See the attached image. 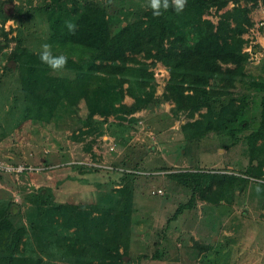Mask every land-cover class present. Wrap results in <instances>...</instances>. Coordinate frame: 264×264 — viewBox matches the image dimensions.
<instances>
[{"label":"trees","instance_id":"obj_1","mask_svg":"<svg viewBox=\"0 0 264 264\" xmlns=\"http://www.w3.org/2000/svg\"><path fill=\"white\" fill-rule=\"evenodd\" d=\"M3 2L0 46L9 39V28L4 30L2 24L11 16ZM122 2L40 0L30 5L45 16L46 40L53 54L67 55L68 63L63 74H58L40 61V51L24 46L15 37L6 58L17 69L21 116L56 123L60 120L59 107L74 112L70 137L81 141L90 135L82 149L88 151L91 161L98 162L90 150L93 138L104 134L123 145L130 131L139 126V116L134 112L171 100L172 112L182 111L185 117L179 123L183 141L217 134L221 143L227 139L236 142L242 134L247 153L243 176L218 171L224 168L166 172L178 180L182 190H190L189 198L196 192L207 202L219 203L234 180L248 182L251 178L264 185V53L257 61V73L252 74L244 70L248 52L243 49L247 42L243 33L253 24L249 13L259 4L264 6V0H187L183 12L177 14L169 8L159 17L147 7L148 0L134 7ZM211 9L215 20L206 16ZM117 15L121 19L112 27V16ZM69 20L77 25L74 33L65 26ZM253 46L258 49L259 44ZM156 61L167 70L159 94L155 93L156 83L149 68ZM124 95L132 100L124 102ZM250 101L258 110L253 125L247 117ZM82 157L81 152L72 159L75 161L66 158L51 165L42 153L38 166L24 161L40 167L37 170L0 168V183L8 188H16L9 179L11 175H42L55 167L80 174H105V182L117 185L97 201L55 200L52 187L73 177L67 171L51 184L24 192L23 208L8 189L0 187V264H143L131 259L134 235L130 219L133 196L144 182H139L140 176L147 174L120 170L116 165L76 162ZM83 177L78 179L83 182ZM262 200L264 207V197ZM193 244L207 247L195 240ZM163 250L155 247L136 256L162 260ZM47 256L62 259L56 262Z\"/></svg>","mask_w":264,"mask_h":264},{"label":"rangeland","instance_id":"obj_2","mask_svg":"<svg viewBox=\"0 0 264 264\" xmlns=\"http://www.w3.org/2000/svg\"><path fill=\"white\" fill-rule=\"evenodd\" d=\"M1 1L3 0H0V3ZM39 1L4 0L3 2L4 6L11 10V16L2 24L4 30L9 28L7 31L9 39L0 46V161L5 163L32 161L37 165L38 157L43 153L48 164L55 165L65 161L66 158H69L70 162L82 152L83 157L79 161L84 162L90 158V155L88 151L82 149V146L91 136L88 135L81 141L70 137L74 112L67 113L64 107H59L57 114H60V120L56 123L36 122L21 116L22 102L18 73L15 64L7 59L6 55L13 47L16 36L24 46L36 51H40L41 45L47 43L45 16L41 10L30 7ZM145 1L123 0L122 4L134 7ZM206 16L212 20L216 18L213 9L209 10ZM119 19L121 16H112V24L114 23L112 27L118 24ZM260 19L264 23V16ZM260 26L262 28H259ZM250 27L252 30L248 28L247 35H243L247 38L245 43L247 46L244 47L252 53L248 54L244 62V70L255 74L257 61L264 53V46L259 45L256 49L253 45L259 43L257 40L260 36L264 38V24H257L256 27L252 24ZM254 28H257L258 33L255 34ZM157 64H160L159 61L149 68L154 72ZM163 73L161 77L153 74L156 94L162 91V83L166 79L164 75L167 72ZM172 105L173 101H164L137 112L138 114L135 115L139 116V126L130 131V136L123 145L113 143V148L109 149L108 143L103 140L104 137H101L104 134L93 138L91 142L90 150L98 159L95 163L154 171L146 177L140 176L139 182L142 181L141 179H144V182H141L139 190L133 196L130 219L132 235H134L130 249L132 261L140 260L143 264H245L246 262L264 264V207L262 206L264 191L257 194L255 189L259 183L250 180L251 178L247 180L248 182L234 180L232 186L225 192L223 200L220 199L219 203H210L199 198L196 192L192 198H189L190 190L188 188L182 190L178 180L170 178L166 173L170 170L213 169L216 171L224 168L218 171H223L225 175L234 173L243 176L247 153L242 134L236 142L227 139L221 143L222 138L217 134L197 141L185 142L179 129V123L184 121L185 117L182 111L176 114L172 112ZM257 113L254 101H250L247 109L250 125H253L254 121H251L255 120ZM109 119L113 118L109 116ZM67 171L73 177L63 180L59 186L52 187L55 200L97 201L103 198L106 191L117 186L105 182V174L97 172L80 174L67 167H55L42 175L37 173L11 175L9 179L15 183L16 188H8L7 184L2 183L0 187L8 189L13 200L20 203V207L23 208L24 192L51 184L56 177ZM82 177L84 183L79 180ZM259 186L264 189V185L259 184ZM157 187L162 193L152 194L150 191ZM193 240L207 247L197 248ZM155 247L164 249L165 257L162 260L139 259L136 256L138 253H150ZM219 253L224 254L222 259L213 258ZM229 254H231L230 258ZM232 254L237 256L234 261L231 258ZM125 256L127 260L128 256ZM43 257L46 258V255ZM47 257L56 259V262L62 259Z\"/></svg>","mask_w":264,"mask_h":264},{"label":"clouds","instance_id":"obj_3","mask_svg":"<svg viewBox=\"0 0 264 264\" xmlns=\"http://www.w3.org/2000/svg\"><path fill=\"white\" fill-rule=\"evenodd\" d=\"M111 4L112 0H108ZM187 0H148L147 7L152 10L153 16L159 17L163 14V11H167L172 8L177 14L183 12L186 6ZM69 32L74 33L76 31L77 25L69 20L65 22ZM40 61L46 64L50 69L58 74H63V71L67 67L68 56L65 54L54 55L52 51V45L49 43H44L41 45V50L39 52ZM257 194L264 191L259 184L256 187Z\"/></svg>","mask_w":264,"mask_h":264},{"label":"built area","instance_id":"obj_4","mask_svg":"<svg viewBox=\"0 0 264 264\" xmlns=\"http://www.w3.org/2000/svg\"><path fill=\"white\" fill-rule=\"evenodd\" d=\"M258 24H264L262 23V21L258 22ZM247 46V45H245ZM244 50H248L246 47L243 48ZM249 55H251L252 53L248 50L247 51ZM255 56V55H254ZM251 57V56H250ZM257 60V58L255 59ZM161 64V63H160ZM160 64H157L158 66H156L153 74L154 76L159 75V77L163 76V72H166L165 71V67L163 65H160ZM104 140V139H103ZM106 140V143H108V148L109 149H112L113 148V141L111 139V137H108L107 139L105 138ZM70 161H75V160H70ZM76 162H80V163H85V164H89V165H102V166H106V167H111L110 165H103V164H100V163H95L94 161H91L90 158H88V160L86 161H79V160H76ZM118 169H124V170H127V171H132L134 173H139V174H150L151 172H154V171H147V170H142V169H136V168H132V167H123V166H114ZM0 168L1 169H4V170H14V171H20L24 168H27V170L31 171V170H37L39 169L40 167H36V166H32V165H28V164H25V163H17V164H13V163H5L3 161H0ZM152 194H159L161 192V189L160 188H155V189H152L150 191ZM162 193V192H161Z\"/></svg>","mask_w":264,"mask_h":264},{"label":"crops","instance_id":"obj_5","mask_svg":"<svg viewBox=\"0 0 264 264\" xmlns=\"http://www.w3.org/2000/svg\"><path fill=\"white\" fill-rule=\"evenodd\" d=\"M249 16H250V18H251V20L253 21V26H257V24L258 23H256V22H260V21H262L260 18L262 17V16H264V6H262V5H257L255 8H253L251 11H250V13H249ZM252 30V27H249V30ZM255 29V34L256 33H258V30H257V28H254ZM244 36H246L247 35V32H245L244 34H243ZM262 35V34H261ZM258 38L256 37V40H257ZM259 43V45H261V46H264V38H262V36H260V38L257 40ZM167 72V71H166ZM165 77H167V73L164 75ZM163 84V83H162ZM132 100V98L130 97V96H128V95H124V97H123V101L124 102H126V103H129L130 101ZM166 102V101H165ZM142 110V109H141ZM140 110H138V111H136V112H134L133 114L135 115V114H138L137 112H139ZM141 114V113H140ZM101 137H104V140H105V138L107 139L109 136H107V135H102ZM106 141V140H105ZM233 212V211H232ZM224 256V254H221V253H219L218 254V256H215V257H213V258H216V257H218V258H221L222 259V257ZM230 256H231V254H229V258H230ZM199 258V256L197 257V259ZM232 260L234 261L236 258H237V256H236V254H232ZM249 259V258H248ZM245 264H248L247 262L245 263Z\"/></svg>","mask_w":264,"mask_h":264},{"label":"water","instance_id":"obj_6","mask_svg":"<svg viewBox=\"0 0 264 264\" xmlns=\"http://www.w3.org/2000/svg\"><path fill=\"white\" fill-rule=\"evenodd\" d=\"M123 259H126V256L125 255L123 256Z\"/></svg>","mask_w":264,"mask_h":264}]
</instances>
